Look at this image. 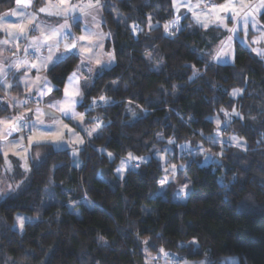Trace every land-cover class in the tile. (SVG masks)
<instances>
[{
    "label": "clouds",
    "instance_id": "clouds-1",
    "mask_svg": "<svg viewBox=\"0 0 264 264\" xmlns=\"http://www.w3.org/2000/svg\"><path fill=\"white\" fill-rule=\"evenodd\" d=\"M224 2L0 0V264H264V3Z\"/></svg>",
    "mask_w": 264,
    "mask_h": 264
},
{
    "label": "snow or ice",
    "instance_id": "snow-or-ice-1",
    "mask_svg": "<svg viewBox=\"0 0 264 264\" xmlns=\"http://www.w3.org/2000/svg\"><path fill=\"white\" fill-rule=\"evenodd\" d=\"M68 0H62V3H67ZM243 2L245 4L249 3V0H243ZM261 3H264V0H261ZM241 9L239 7H237L235 0H225V2L223 4L220 5H212L211 8L208 10V12L203 13V15L205 16V18L208 16L209 12H211L212 14L215 15L216 19H220L221 16H223L222 14H226V13H234V14H240ZM194 15H197V17L200 15L199 13H194ZM81 39H84L83 37ZM66 94L67 95H72L73 93L66 90ZM67 106V105H65ZM5 128L8 129H12L14 128V125L9 121L7 123L5 122H0V135L3 134V130ZM49 137L45 134H40V135H34L32 137H30V142L31 143H36V142H42L46 139H48ZM52 138H59L58 135L52 137ZM17 155H19V153H16Z\"/></svg>",
    "mask_w": 264,
    "mask_h": 264
},
{
    "label": "rangeland",
    "instance_id": "rangeland-1",
    "mask_svg": "<svg viewBox=\"0 0 264 264\" xmlns=\"http://www.w3.org/2000/svg\"><path fill=\"white\" fill-rule=\"evenodd\" d=\"M186 2V0H181V3L182 4H184ZM206 2H207V0H206ZM191 3H193V4H195L196 3V0H191ZM187 10V8H185V7H182L181 8V12H184V11H186ZM86 11V10H85ZM195 11L196 12H199L200 11V9L199 8H197V9H195ZM191 14V13H190ZM222 15H225V14H222ZM10 23H14L15 22V18H13L11 21H9ZM0 35H2V28H0ZM25 220H26V223H28L29 221H27V218H25Z\"/></svg>",
    "mask_w": 264,
    "mask_h": 264
},
{
    "label": "trees",
    "instance_id": "trees-1",
    "mask_svg": "<svg viewBox=\"0 0 264 264\" xmlns=\"http://www.w3.org/2000/svg\"><path fill=\"white\" fill-rule=\"evenodd\" d=\"M220 2H223V0H220Z\"/></svg>",
    "mask_w": 264,
    "mask_h": 264
}]
</instances>
